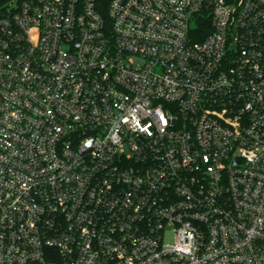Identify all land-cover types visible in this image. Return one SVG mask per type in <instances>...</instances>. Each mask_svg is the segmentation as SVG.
<instances>
[{
  "label": "built area",
  "instance_id": "1",
  "mask_svg": "<svg viewBox=\"0 0 264 264\" xmlns=\"http://www.w3.org/2000/svg\"><path fill=\"white\" fill-rule=\"evenodd\" d=\"M0 264H264V0H0Z\"/></svg>",
  "mask_w": 264,
  "mask_h": 264
}]
</instances>
